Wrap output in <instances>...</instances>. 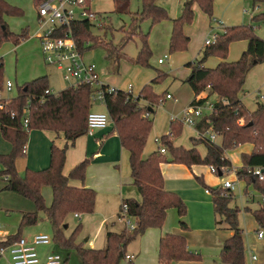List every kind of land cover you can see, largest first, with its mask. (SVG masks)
I'll list each match as a JSON object with an SVG mask.
<instances>
[{
	"label": "trees",
	"instance_id": "obj_1",
	"mask_svg": "<svg viewBox=\"0 0 264 264\" xmlns=\"http://www.w3.org/2000/svg\"><path fill=\"white\" fill-rule=\"evenodd\" d=\"M36 5L41 0H34ZM131 0H119L116 12L128 14L129 28L136 31L140 38V48L135 58L127 59L132 65L148 67L151 51L148 45V33H137L140 24L149 21L150 27L160 21L169 19L167 12L157 4L158 0H140V11L128 12ZM253 4L264 3V0H251ZM214 0H184L179 17L172 19V29L169 40V53L183 52L187 49L189 38L183 33V26L193 20L192 6L196 4L202 13L212 16ZM22 12L0 0V42L11 39L18 45L26 38V32L15 35L10 32L4 22V16H20ZM212 19V18H211ZM170 20V19H169ZM254 23L264 21V13L252 17ZM71 30L80 54L94 48L104 50V58L111 73L118 71L121 59H126L122 53L129 39L123 38L120 44L113 45L100 37L91 34V24L86 21L74 22ZM122 30V27L119 31ZM246 41L247 47L240 58L227 62L229 45L233 42ZM217 57L221 62L215 68L204 66L206 60ZM264 63V40L255 35L252 25L224 27L216 34L213 44L205 45L198 57L185 66L190 69L184 80L193 92L191 105H203L210 98L213 110L201 118L196 129L203 132L211 129L219 137V143L204 138L192 139L191 142L205 146V156L201 157L193 147L185 149L174 146L173 139L181 134L182 127L178 121H170L169 132L161 136L160 147L167 151L172 163L191 166H213L220 170L231 171L232 165L225 157V152L244 144H251L249 154H241V166L235 169L238 180L252 185L254 190L264 197V180L259 181L250 172L253 168H264V102L257 103L255 111L250 112L241 102L240 94L247 74L252 67ZM4 65L0 59V92L5 87L3 81ZM165 78L159 73L150 83L144 85L137 96L131 93L114 90L101 84L104 91V108L112 125V131L117 135L120 146L128 153L131 185L139 194L140 200L124 199L127 205L128 217L133 220L134 229L120 233L107 232L105 247L102 249L84 248L76 244L75 239L80 232L81 224H77L72 233L66 237L64 225L68 216L73 214L89 215L95 208L96 192L85 187L70 185L71 180L83 182L85 170L91 158L85 159L74 166L68 175H63L65 155L74 141L87 133V116L91 112V94L93 88L88 85L68 87L57 93L46 94L49 90L46 76H41L18 88L16 97L2 100L0 110V133L2 138L10 143L11 151L0 154V181L4 182L3 191L21 195L34 203L35 211L21 213L20 227L36 225L39 214L44 215L52 232V241L61 248H73L82 264H120L125 255L126 246L142 236L147 229L161 228L167 211L175 209L179 217L186 214V206L181 198L164 189V180L160 165L166 161L159 152H153L142 158V152L152 128L153 106L163 99L156 95L152 86L160 84ZM206 92L205 98L199 97ZM148 113V116H146ZM33 130L50 131L62 134L67 143L63 148L52 145L48 167L40 171L26 169L23 176L16 170V162L25 156L29 133ZM193 145V146H195ZM92 157V156H91ZM195 180L210 194L214 214L225 229L232 232L221 247L219 259L223 264H245L243 247V230L239 227L238 214L240 209L231 207L234 196L231 191L221 186L212 188L206 186L200 178ZM51 190L52 200L46 205L42 189ZM121 203V204H122ZM121 208V206H120ZM257 226L264 229V205L251 211ZM120 214V212H119ZM118 214V216H119ZM182 230L187 227L180 222ZM21 238V230L0 240V247L13 243ZM200 255L192 253L187 248L186 240L180 235L166 234L158 243L157 264L173 262L199 261Z\"/></svg>",
	"mask_w": 264,
	"mask_h": 264
},
{
	"label": "rangeland",
	"instance_id": "obj_2",
	"mask_svg": "<svg viewBox=\"0 0 264 264\" xmlns=\"http://www.w3.org/2000/svg\"><path fill=\"white\" fill-rule=\"evenodd\" d=\"M4 1L8 5L19 9L23 13V15L21 14L20 16L14 17L4 16V22L7 25L8 30L15 35L21 34L23 31H25L26 38L18 45H15L11 39L0 42V59H2L4 65L3 81L4 84L7 81L11 82L12 84V88L9 92L3 86V90L2 92H0V99L6 101L8 99L16 97L18 88L41 76L47 77L48 88L50 90L55 93L61 91V89H63V87L67 86L68 84L62 81L61 76L55 67H51L45 64L40 53L39 42L35 38V35L38 31L37 5L35 1ZM183 1L184 0H159V3L165 8L164 10L167 12L168 17L170 18L174 15L179 17L182 12ZM110 3L111 2L109 1L105 2V0H92L93 8L101 11L104 18L106 17V25L103 27V29L91 27V34L95 37L102 38L106 42L111 41L113 45H118L123 38H128L129 41L124 46L123 52L125 53L127 58H135L138 49L140 48V38L139 36L134 34L136 33L135 30L129 28V15L116 13L112 6L113 4ZM252 4L253 3L251 0H220L218 7L221 9V20L223 18V20L232 23L236 21L232 20L233 16H238L239 18L237 22H235L237 24L226 25V27L252 25L255 35L264 40V21L260 23H254L252 21V17L255 14L264 13V3H261L262 5L260 9L253 8ZM129 11L130 13H136L140 11V0H131ZM211 18L202 13L200 9L198 10L197 16H195V14L193 13L192 22L183 26V28L187 27V30L190 33V40L187 45V49L183 52H177L173 54L169 53L168 38L170 31L167 32V28L165 26L159 25L165 20L160 21L152 27H150L149 21L142 22L140 24V28L137 30V33H148V45H150L149 48H151L152 51V56L150 57L151 68L149 66H140L135 67L132 70V67L130 69H127L125 65L120 64L121 67L117 75L116 73H111L110 70H108V64H105V54L102 48H94L93 50L84 53V60L87 63H92L95 65L96 70L99 74L100 81L109 80V82L112 83L115 78H120L119 80H117V84H114L116 86L115 88L117 89H119L118 87L121 86L124 82L125 85H128L130 83L133 86V90L137 91L140 87L149 83L150 79L155 78V76L158 75V71H162L165 74H168L169 77L173 78V80L171 78L169 81L157 85V93L153 90L156 95L164 96L165 94L163 91L167 88L168 93L170 94V96H173V99L162 102L161 104H159V101V105L157 106L158 108L153 109L155 114H151L152 128L146 141L147 144H145V146L150 144L151 146H154L152 138L158 135L157 133L159 132V130H162L163 125L166 122L167 118H169V116L172 115L173 117L179 118L182 116L183 111L188 108L189 103L192 99V90L190 89L188 84L183 83L182 80L179 79V76L186 70L184 64L193 61L198 57V52L200 51V49H202L201 47L205 46V40L207 38H211L216 32H218L219 34L222 32L221 30L215 31L210 29V27H215L213 22V12ZM209 21L211 22L210 24ZM121 27L122 30L120 32L119 29ZM246 46V41L231 43L228 48L226 60L233 61L238 59L242 50L246 49ZM165 55L167 56V59L165 60L164 64L157 65V60L163 59ZM217 59V57L211 56L207 60L206 64H209V67H214L217 63ZM135 69L138 70L137 73ZM249 73L250 74H247L248 76L246 78L248 92L243 97V101L248 109L253 110L254 99L256 96L254 89H250V86H258L259 84L264 83V63L252 67ZM108 74L116 75L109 76ZM154 86L156 85H153L152 88ZM258 88L260 87H257L256 89ZM104 110V105L96 103L93 104L91 112H102ZM166 132H169V124L167 125ZM188 135V128H186V125H183L182 134H180V136H178L176 140L179 139V142L181 143V145H183V147L191 148L192 144L189 142ZM2 140L4 141V139ZM155 145L157 147H160L159 144ZM229 155L231 156L232 162L235 163L239 156V153L235 148L228 152V157ZM164 158L167 159V155H164ZM237 167L239 168V166ZM234 168L232 167L231 171L223 173V175L220 177L216 174H211L209 172L208 166H198L197 170L201 171V173L205 176V183H208L212 188H215L217 185H219V183L222 184V181L225 179L236 180L239 182V185L241 186V193L239 192L238 187H236L232 191L234 200L230 204V206L240 209V212L238 214V223L239 227L243 230L242 236L245 242L244 244L246 245L245 264H250L251 261L249 257V250L252 249L254 251V254L257 255V258L260 259L261 257V255L257 251V248H255V246L259 244L256 241V230L258 229V227L255 225L252 214L244 211V209L245 207H249L248 209H250L251 211L258 209L261 206V195L254 190L252 185L247 186L244 181L238 180L234 172ZM23 175L24 173H22V176ZM124 177L128 178V176ZM81 183H84V181ZM129 186L130 181L124 182L123 196H121L120 198L108 197V200H105L106 197H100L101 193L96 191L95 208L93 213L89 215H83L82 217H80V219L74 218V214L68 216L66 220L67 228L64 229L65 236L68 237L77 226V224H81V229L75 239V243L81 244L84 248H87L90 241L92 243V249L104 248L106 230H117L118 225H111L112 222H117V219H119V216L118 218H116V214L119 205L121 206V199H139V197L136 195L138 193L136 189H133ZM199 186L201 187V189L203 188L200 184ZM3 187L4 182L0 181V237H3L7 234L13 235L18 231V229H20L21 237H25L26 239H29L27 237L32 238V236L37 234H46L52 240L51 227L42 214H39L40 220L36 225L20 227L21 213H26L29 211L34 212V203L31 200L16 193L3 191ZM44 190L46 192L48 190L49 194H51L49 188L45 187ZM244 192L248 193V196H245ZM251 197H253V199ZM250 198L252 199V201L250 200ZM181 200L186 206L185 201H183V199ZM115 202L117 204H115ZM171 210L174 211L175 220H177L178 222V214L176 210ZM170 219L171 217H169V220ZM130 221L131 223H133L132 219H130ZM177 222L176 225L178 228ZM123 226V230H126V228L128 227L124 222ZM261 231H263L264 233V230ZM218 232L220 236L224 235V230H220ZM86 239L88 240L85 242ZM142 239L143 236H140L131 241L125 248L126 252L128 254H131L136 252L139 247H145L144 243H142ZM39 252L40 255H44L50 252L59 254L64 260L65 264H82L79 256L73 248H61L55 245L53 241L48 246L40 247ZM191 252L200 255V260L191 261L192 264H202L204 257L203 253L201 251L199 252L193 250ZM0 264H11L8 255H6V257L4 258L0 257ZM120 264L127 263L122 260Z\"/></svg>",
	"mask_w": 264,
	"mask_h": 264
},
{
	"label": "crops",
	"instance_id": "obj_3",
	"mask_svg": "<svg viewBox=\"0 0 264 264\" xmlns=\"http://www.w3.org/2000/svg\"><path fill=\"white\" fill-rule=\"evenodd\" d=\"M106 1H109L113 4L112 6L114 8V11L116 12L118 4H119V0H105V2ZM219 2H220V0H214V2H213L212 12H213V22H214L215 27L214 28L210 27V29L215 30V31L216 30L222 31L223 28L226 27V25L237 24L235 22H237V20L239 18L238 16L237 17L233 16L232 20L233 21L236 20V21L232 22V23L223 20V18L221 20V14H220L221 9L218 7ZM157 4L159 6H161L162 8H164L159 3V0L157 1ZM261 5H262L261 3L252 4L253 8H257V9H260ZM198 8L199 7H197L196 4H193L192 11L195 14V16H197V13L199 10ZM92 9L97 13V15L99 17H101L103 19V21L105 23L106 17L104 18L103 13L101 11L94 9L93 4H92ZM253 11H254V9H253ZM128 12H130L129 7H128ZM257 14H260V13H257ZM257 14H255V15H257ZM22 15H23V13H22ZM177 17L178 16L174 15L173 17L169 18L170 20L169 19L165 20L159 25L165 26L167 28V32L170 31V34H171V30H170V29H172L171 20L175 19ZM210 21H211V19H210ZM210 21H209V24L211 23ZM105 25L106 24H104V26ZM101 29H103V28H101ZM183 33L190 40V36H189L190 33L187 30V27L183 28ZM170 34H169V38H168V43H169V39H170ZM215 34H219V33L216 32ZM149 47H150V45H149ZM150 51H151V48H150ZM244 51H245V49L242 50L241 54ZM122 53L124 54V57L126 59L120 60L118 71L116 72L117 75H118L119 69L121 67L120 64L125 65V67H127V69H130L132 67V70L135 67H140V66L132 65L127 60L130 58H127L123 51H122ZM241 54H240V56H241ZM151 56H152V51H151ZM240 56L238 57V59L240 58ZM166 59H167L166 55L164 56L163 59H161L162 60L161 63H158V60H160V59H158L157 65H163ZM238 59L233 60V61H230V60H226V61L227 62H234V61H237ZM83 60H84V55H83ZM207 60H206V62H207ZM84 62L87 63L85 60H84ZM206 62L204 64L205 67L215 68L221 62V60L217 59V61H216L217 63L214 67H211V66L209 67V64H206ZM148 63H149V67H150V60ZM187 63H185L184 66ZM87 64H92V63H87ZM105 64H107V62ZM135 71H136V73L138 72L137 69H135ZM96 72L98 75V79L100 81L98 71L96 70ZM159 73H164V72L158 71L157 74H159ZM188 73H190V69L186 67V70L184 72H182L181 75L179 76V79H181L183 83H184V80L186 79V77L189 75ZM116 74H108V75L114 76ZM249 74L250 73H248V75ZM171 78L172 77H169L168 74H165L164 81L161 82L160 84H163V83L169 81ZM119 79H120L119 77L115 78L112 83H110L109 80L100 81V83L104 84L106 86H109L111 88H115L116 87L115 85L117 84V80H119ZM153 79L154 78L150 79L149 83ZM172 80H173V78H172ZM246 80L247 79H245L243 91L240 94V99H241V102L243 104H244L243 97L248 92ZM157 85H159V84H157ZM157 85L152 88L155 92L157 90L156 89ZM68 87H69V85L63 87V89H66ZM142 87H140L137 91H134L133 86L130 83L128 85H125L123 82V84L118 87L119 88L118 90L128 92L130 89L131 90L130 93L133 96H137ZM257 87H260V88L256 89ZM251 88L254 89L255 96H256L254 99V109L253 110L248 109L245 104H244V106L250 112H253L256 110L258 102H260V103L264 102V92H263L264 83H261L258 86H255V85L250 86V89ZM63 89H61V90H63ZM115 89H117V88H115ZM50 91L53 92L52 90H50ZM163 92L165 95L162 99V102H166L168 100L173 99V96H171L172 97L171 99L165 98V96L167 94L170 95L168 93L167 88ZM53 93H55V92H53ZM206 96H207V93L204 92L199 97L205 98ZM193 97H194V95L192 92L191 101L193 100ZM214 100H216V99L214 97H212L208 100V102L212 103ZM191 101H190V103H191ZM190 103H189V106H190ZM157 106H158V104L154 105L153 109L158 108ZM153 109H149V111L152 110L151 111L152 114H155ZM97 112L98 113H105L106 111L104 110L102 112L101 111H97ZM202 113H203V116L201 118L210 114V112L207 109H202ZM172 118H173L172 115L169 116V118H167L166 122L164 123L162 130H159V132L157 133L158 135L154 136L152 138V142H153L154 146H151V144H150V145H146L144 147L143 152H142V158L143 159L146 158L147 156H149L151 153L159 151L160 147H157L155 145V144H158L155 140L160 139L162 135L167 133L166 128H167V125L170 123V121H172ZM180 125L182 127V130H181V134H182L183 125L181 123H180ZM186 128H188V131H189L188 139H189V142L192 144L191 148L194 147L198 151L199 155L201 157H204L205 153H206L205 146L201 143L195 145V142L194 143L191 142L192 139L199 138L197 136V129L195 127H190L187 125H186ZM207 130L212 131L211 129H207ZM2 139L3 138H2L1 133H0V154H8L11 150V145L7 141H5V140L3 141ZM172 141H173L174 146L182 147L185 149H191V148L183 147V145H181V143L179 142V139L176 140V138H175ZM219 141H220L219 137H216L215 142L219 143ZM67 144L69 146L70 143H67V141L64 139V137L61 133L55 134V133L50 132V131H39V130L31 131L29 133V136H28V141H27L26 150H25V156L18 159L16 162V170H17L18 174L20 176H22V173H24L26 169H29L32 171H40V170L45 169L49 165L51 146L55 145L58 148H63ZM193 145H195V146H193ZM252 148L253 147L251 144H244V145L237 147L236 150L238 151L239 156H238L237 160L235 161V163L232 162L230 155L228 157V152H230V151L225 152V157L230 161L232 167L233 168L235 167L234 168V170H235L236 168H238L237 166L240 167V165H241V161L239 164L240 155L241 154H249L252 151ZM162 155L163 156L167 155L166 161L160 165V171H161V174H162V177L164 180V189L166 191L177 194L181 199H183V201H185L186 206H187V212L183 217L178 216L177 217L178 222H177V220H175V217H174V215H175L174 211L169 209L167 211V214H166V218L164 221L165 223L162 225L161 228L147 229L144 232V234L142 235L143 236L142 243H144L145 247H139V249L136 252L131 253V254H128L125 250V255H132L133 260L132 261L126 260L124 257L122 260H124L127 264H157L159 240L162 237H164L166 234H174V235H180V236L185 238L188 250L199 251V252L201 251L203 253L204 257H203V263L202 264H223V263H221V261L219 259V253H220L223 242L232 235V232L225 229L224 226L222 225V223L218 220V218L214 214L213 204L211 201L210 194L203 188H202L203 189V191H202L201 187L199 186V184L195 180L196 177L200 178L206 186L210 187V185L208 183H205V181H204L205 176L201 173V171L197 170L198 166H191L190 168H188V167H186L184 165H180V164L173 165L174 163H172V158L168 156L167 151ZM89 158H91V161L85 170L84 183H81L79 180H71L70 185H72L74 187H85V188L93 189L95 192L97 191V192L101 193L100 197H106L105 200H108L109 199L108 197H119L120 198L121 196H123V192H124L123 184H124V182L130 181L129 187H132L134 189V187L131 185L132 180L130 177L128 153L120 146V142H119L117 135L112 131L111 123L104 130H97V131H94L93 134H91V135L86 134L85 136H82V137L76 139L74 141V143L68 147V149L66 151V155H65V164L63 167V175H65V176L68 175V173L70 172V170L74 166H76L80 162L84 161L85 159H89ZM169 159H171V162L167 161ZM124 176H128V178H126ZM225 180H227V179H225ZM225 180H223V181H225ZM223 181H222V183H223ZM229 181H232L235 185V188L238 187L239 192L241 193V188H240L241 186L239 185V182L236 180H229ZM221 185L222 184L219 183V185H217L216 187L221 186ZM46 188H48V187H46ZM50 193H51V190H50ZM42 195L45 199V202L47 203L46 205H49V203H51V200H52L51 194H49L48 190L46 192L43 188L42 189ZM136 195L139 197L138 193ZM244 195L248 196V193L244 192ZM251 198L253 199V197H251ZM251 198H250V200L252 201ZM124 199H127V198H122L121 203L123 202ZM134 200L139 201L140 197H139V199L134 198ZM263 200H264V197L261 195V205H262ZM115 204H117V203L115 202ZM115 206H117V205H115ZM245 208H247V207H245ZM31 212H33V211H29L26 213H31ZM119 212H120V205H119L118 210H117L116 218H118ZM23 213H25V212H23ZM82 216H80V217H82ZM169 217H171L170 220H169ZM117 220H118L117 222H112V225H111V226L118 225L117 230L116 231H109V229H108V230H106V233L107 232L119 233V232L123 231V229H124L123 222L120 221L119 219H117ZM176 222L178 224V228H177ZM180 222L185 224V226L187 227L186 230H182L181 227H179ZM255 225L257 226L256 222H255ZM221 227H223V228H221ZM220 230H224V235L220 236V234L218 232ZM258 230H264V229L258 227V229L256 230V241L259 244H257L255 246V248H257V251L261 255V257H260V259L257 258V255L254 254V251L252 249L249 250V257H250V261H251L250 264H264V233L262 231V237L259 239V238H257ZM8 236H10V235H8V234L4 235L3 237L0 238V240H3L5 238H7ZM27 238L30 239L31 237H27ZM87 240L88 239H86L85 242ZM242 240H243V236H242ZM244 243L245 242L243 240L244 259H245L246 245ZM88 247L92 248V243L90 241L88 243ZM252 255L256 256L255 261L251 260ZM171 264H192V262H173Z\"/></svg>",
	"mask_w": 264,
	"mask_h": 264
},
{
	"label": "built area",
	"instance_id": "obj_4",
	"mask_svg": "<svg viewBox=\"0 0 264 264\" xmlns=\"http://www.w3.org/2000/svg\"><path fill=\"white\" fill-rule=\"evenodd\" d=\"M86 21L91 24V27L101 29L104 26V21L92 9V0H41L37 5V22L38 31L35 38L39 42L40 53L46 65L55 67L59 72L62 81L66 82L69 87H77L79 85H88L93 88L91 94L92 104L104 105V91L100 88V81L96 72L95 65L87 64L83 60V55L80 54L73 33L71 24L74 22ZM216 34L211 38H207L204 45L214 43ZM162 60H158L161 63ZM109 87V86H108ZM12 88L11 82L5 83V89L9 92ZM115 88L109 87L108 92H113ZM131 90L129 89L128 93ZM46 94L53 93L50 90L45 91ZM166 99H171L170 95L165 96ZM2 100L0 99V110L3 109ZM162 103V100L159 104ZM158 104V105H159ZM202 109H207L209 112L213 110L211 102H205L203 105H191L183 111L179 118L173 117L172 121H178L182 125L195 127L197 122L203 116ZM148 116V113H146ZM110 124L107 113L90 112L87 116V135L93 134L94 131L104 130ZM171 137V133L168 132ZM199 138L207 139L215 142L216 135L209 130L203 132L197 131ZM160 145V139L155 140ZM159 152L164 154L166 151L160 147ZM211 174L227 172L226 169L220 170L213 166L208 167ZM251 174L259 181L264 180V168H253ZM221 187L223 189L233 191L235 185L232 181H223ZM264 205V200L262 201ZM74 218L80 219L79 214H74ZM119 220L123 221L127 231L131 232L134 229V223H131L127 213V205L121 204ZM262 237V231L258 230L257 238ZM1 238V237H0ZM52 240L46 234H37L30 239L24 237L19 238L11 244L0 247V257H9L11 264H65L59 254L47 253L40 255L39 248L50 245ZM126 260L132 261V255H124ZM251 260L255 261L256 256L252 255Z\"/></svg>",
	"mask_w": 264,
	"mask_h": 264
},
{
	"label": "water",
	"instance_id": "obj_5",
	"mask_svg": "<svg viewBox=\"0 0 264 264\" xmlns=\"http://www.w3.org/2000/svg\"><path fill=\"white\" fill-rule=\"evenodd\" d=\"M167 161L171 162V159H169V160H167ZM218 176H219V177L222 176L221 173H218ZM66 228H67V225H64V229H66Z\"/></svg>",
	"mask_w": 264,
	"mask_h": 264
}]
</instances>
